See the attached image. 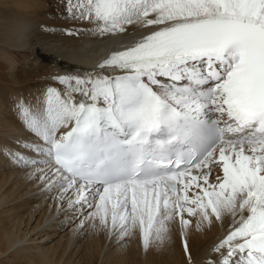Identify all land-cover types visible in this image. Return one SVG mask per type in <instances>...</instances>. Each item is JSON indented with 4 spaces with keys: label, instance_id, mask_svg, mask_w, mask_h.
Instances as JSON below:
<instances>
[{
    "label": "snow or ice",
    "instance_id": "snow-or-ice-1",
    "mask_svg": "<svg viewBox=\"0 0 264 264\" xmlns=\"http://www.w3.org/2000/svg\"><path fill=\"white\" fill-rule=\"evenodd\" d=\"M66 11L99 21L100 35L162 27L110 53L96 75L52 77L85 101L48 87L21 102L43 143L17 141L33 155L6 149L13 163L34 167L61 200L74 193L81 214L94 207L101 225L110 216L122 236L139 227L145 248L174 216L187 227L185 212L210 223L247 211L213 251L228 249L219 264H264V0H66ZM214 165L222 176L210 183Z\"/></svg>",
    "mask_w": 264,
    "mask_h": 264
},
{
    "label": "bare ground",
    "instance_id": "bare-ground-1",
    "mask_svg": "<svg viewBox=\"0 0 264 264\" xmlns=\"http://www.w3.org/2000/svg\"><path fill=\"white\" fill-rule=\"evenodd\" d=\"M36 5L37 0H0V264H219L228 249L216 252L213 245L247 211L235 217L222 213L219 220L210 214V223L199 213L185 212L187 227L174 216L164 238L151 240L145 248L139 227L122 236L121 228H112L110 216L108 225H101L98 218H89L94 207L85 205L81 214L79 205L69 204L74 193L61 200L57 191L45 189L39 174L32 175L34 167L13 163L6 149L33 155L17 141L43 143L22 123L17 107L21 102L35 103L48 87L62 96L70 93L77 104L85 101L52 77L96 75L102 55L131 46L160 26L125 25L124 32L100 35V22L89 21L80 23L76 34L53 33L51 25L30 20L37 14L39 2ZM42 31L52 34L39 36ZM67 127L57 129V137ZM213 167L210 183L222 176V170Z\"/></svg>",
    "mask_w": 264,
    "mask_h": 264
},
{
    "label": "rangeland",
    "instance_id": "rangeland-1",
    "mask_svg": "<svg viewBox=\"0 0 264 264\" xmlns=\"http://www.w3.org/2000/svg\"><path fill=\"white\" fill-rule=\"evenodd\" d=\"M38 2L40 4L39 7H38ZM35 9L37 14L32 16L30 20L32 22H36L35 23L36 25L38 24V20L40 22L51 25L53 27V31L51 30L53 33H57L59 30L69 33L66 30H71V33L76 34L78 33L77 30L80 31V29H82L80 23L91 21V20H83V19H74L70 17L68 12L66 11V0H37V5ZM73 15H75V11ZM66 20L68 21V23ZM36 32H38V30H36ZM50 32L42 31L39 34V36H43V35L48 36Z\"/></svg>",
    "mask_w": 264,
    "mask_h": 264
}]
</instances>
